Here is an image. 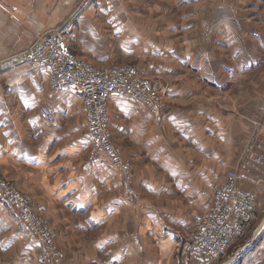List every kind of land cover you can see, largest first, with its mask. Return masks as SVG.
I'll return each instance as SVG.
<instances>
[{
    "label": "crops",
    "instance_id": "obj_1",
    "mask_svg": "<svg viewBox=\"0 0 264 264\" xmlns=\"http://www.w3.org/2000/svg\"><path fill=\"white\" fill-rule=\"evenodd\" d=\"M81 1L0 0V175L50 219L63 264H215L193 251L195 225L237 169L262 219L231 255L238 264L264 260V0L82 7L72 50L96 65L136 59L166 91L158 114L129 97L110 99L114 137L134 162L131 183L92 152L81 95L53 91L48 70L20 56ZM44 103L50 122L39 113ZM41 251L0 198V264H36Z\"/></svg>",
    "mask_w": 264,
    "mask_h": 264
},
{
    "label": "built area",
    "instance_id": "obj_2",
    "mask_svg": "<svg viewBox=\"0 0 264 264\" xmlns=\"http://www.w3.org/2000/svg\"><path fill=\"white\" fill-rule=\"evenodd\" d=\"M77 16L72 14L62 25L41 33L20 53L33 67L48 70L49 85L53 91L72 89L82 97L86 125L92 140V152L107 156L127 183L133 179L132 162L114 142L110 125V99L121 95L141 102L158 114L164 106L162 84L143 75L135 65L110 64L97 67L73 52L69 40L77 29ZM39 113L48 122L54 118L51 105L44 103ZM261 157L257 161H261ZM237 169H229L225 180L214 191L210 206L195 225L192 249L218 260L227 255L257 219V199L240 185ZM0 198L14 208L19 220L42 247L37 264H51L60 255L55 244L56 231L51 222L37 210L32 199L17 185L0 175ZM238 253L229 263H236ZM256 264H264V260Z\"/></svg>",
    "mask_w": 264,
    "mask_h": 264
},
{
    "label": "rangeland",
    "instance_id": "obj_3",
    "mask_svg": "<svg viewBox=\"0 0 264 264\" xmlns=\"http://www.w3.org/2000/svg\"><path fill=\"white\" fill-rule=\"evenodd\" d=\"M87 1H89V0H82L80 3H79V7L77 8V9H75L71 14H70V16L72 15V14H75L76 16H78V14H79V12L81 11V9H82V7L86 4V2ZM245 1V0H244ZM69 16V17H70ZM68 17V18H69ZM67 18V19H68ZM66 19V20H67ZM77 19V18H76ZM65 20V21H66ZM65 21L63 22V23H65ZM63 23H61V25L63 24ZM60 26V25H59ZM77 27H78V25H77ZM57 28V27H56ZM210 28H208L207 27V30H209ZM72 49V48H71ZM76 51V50H75ZM74 50H73V52H75ZM77 52V51H76ZM75 52V53H76ZM225 52H227V50H225ZM77 54V53H76ZM83 58V57H82ZM85 60H87L89 63H91V64H93V65H95V66H97V67H106V66H108V65H110V64H113V63H116V64H120V65H135V66H137V67H139L137 64H135V63H138V61H136V59H129V60H121V59H119V61H115V60H113V61H111V63H109V64H107V65H96V64H94L93 62H91V61H89L88 59H86V58H84ZM148 60V59H147ZM153 78V77H152ZM155 79H157V78H155ZM157 81L158 82H163L162 80H160L159 78L157 79ZM222 98L223 99H226L225 98V96L223 95L222 96ZM132 99V98H131ZM164 101H165V99H164ZM111 114V113H110ZM110 118H111V115H110ZM111 120V119H110ZM112 135H113V140H114V142L123 150V153H124V155H125V157L126 158H128V159H130L131 160V162H132V170H133V173H134V162H133V159H132V157L131 156H129L126 152H125V150H124V148L121 146V145H119L118 144V142H117V140L115 139V137H114V134H113V131H112ZM18 187V186H17ZM19 188V187H18ZM20 189V188H19ZM40 213V212H39ZM41 214V213H40ZM257 215H258V217H257V219H255L254 221H253V223H251V225L249 226V228H248V230H247V232H246V234L243 236V237H241L236 243H235V245H234V247L229 251V253L227 254V255H225V256H223V257H221V258H219L218 259V261H216L215 262V264H223L222 262H224L229 256H231V254L232 253H234L238 248H241L242 246H244L246 243H248L249 242V240L251 239V235H252V233H253V230H254V228L259 224V222L261 221V219H262V217H261V213H260V211H259V208H258V206H257ZM46 219H48L49 221H50V219L46 216V215H43ZM51 222V221H50ZM51 225L53 226V228L55 229V231H56V236H55V239H54V241H55V244H56V248H57V250L61 253L59 256L58 255H55L54 257H53V263H51V264H63L64 262V259H65V251L59 246V244H58V241H57V236H58V234H57V230H56V228L54 227V225L52 224V222H51ZM39 257H40V255H39ZM37 264V263H36Z\"/></svg>",
    "mask_w": 264,
    "mask_h": 264
},
{
    "label": "water",
    "instance_id": "obj_4",
    "mask_svg": "<svg viewBox=\"0 0 264 264\" xmlns=\"http://www.w3.org/2000/svg\"><path fill=\"white\" fill-rule=\"evenodd\" d=\"M247 250H250V248H249V249H247ZM240 261H241V259H240L239 261H237L236 263H234V264H238Z\"/></svg>",
    "mask_w": 264,
    "mask_h": 264
}]
</instances>
